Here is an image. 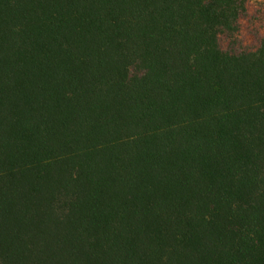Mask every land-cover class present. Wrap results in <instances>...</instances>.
<instances>
[{"label":"trees","instance_id":"obj_1","mask_svg":"<svg viewBox=\"0 0 264 264\" xmlns=\"http://www.w3.org/2000/svg\"><path fill=\"white\" fill-rule=\"evenodd\" d=\"M243 0H0V264H264V37Z\"/></svg>","mask_w":264,"mask_h":264},{"label":"rangeland","instance_id":"obj_2","mask_svg":"<svg viewBox=\"0 0 264 264\" xmlns=\"http://www.w3.org/2000/svg\"><path fill=\"white\" fill-rule=\"evenodd\" d=\"M245 12L239 19L236 37H221L223 50L233 52L239 48L253 51L264 37V0H243Z\"/></svg>","mask_w":264,"mask_h":264}]
</instances>
